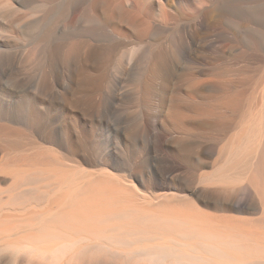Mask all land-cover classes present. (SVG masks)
<instances>
[{"label": "bare ground", "instance_id": "6f19581e", "mask_svg": "<svg viewBox=\"0 0 264 264\" xmlns=\"http://www.w3.org/2000/svg\"><path fill=\"white\" fill-rule=\"evenodd\" d=\"M90 1L135 74L0 79V264H264V0H120L130 52Z\"/></svg>", "mask_w": 264, "mask_h": 264}, {"label": "rangeland", "instance_id": "374dc122", "mask_svg": "<svg viewBox=\"0 0 264 264\" xmlns=\"http://www.w3.org/2000/svg\"><path fill=\"white\" fill-rule=\"evenodd\" d=\"M84 1V5L77 6V0H0V79H10L21 90L23 83L31 80L36 71L46 64L76 65L82 60L96 67L108 66L109 94L120 95L127 72L131 69L128 74H135L139 48H134L133 60L129 63L122 49L110 51L104 41H93L89 24L92 5L90 0ZM130 1L136 6L139 2ZM161 2L157 0V3ZM120 3V0H116L115 6L110 8L115 10L114 7ZM122 4V9H117L107 20L103 17L107 8L106 1L99 0L97 9L106 27L111 30L112 38L117 39L114 43L126 45V52H130L131 46L142 40L147 32L145 30L148 26L153 27V23L150 21L146 25L130 16H124L123 12L127 8ZM81 33L84 36L82 34L80 37ZM77 48H81L82 59L76 55Z\"/></svg>", "mask_w": 264, "mask_h": 264}]
</instances>
